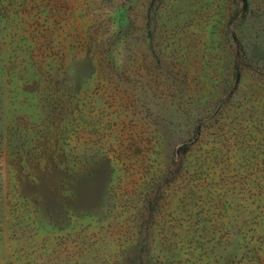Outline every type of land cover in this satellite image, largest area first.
<instances>
[{
  "label": "rangeland",
  "instance_id": "374dc122",
  "mask_svg": "<svg viewBox=\"0 0 264 264\" xmlns=\"http://www.w3.org/2000/svg\"><path fill=\"white\" fill-rule=\"evenodd\" d=\"M0 264H264V0H0Z\"/></svg>",
  "mask_w": 264,
  "mask_h": 264
}]
</instances>
